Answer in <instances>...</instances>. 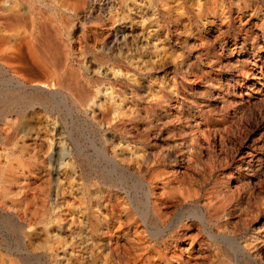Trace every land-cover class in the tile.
Here are the masks:
<instances>
[{"label":"rangeland","instance_id":"374dc122","mask_svg":"<svg viewBox=\"0 0 264 264\" xmlns=\"http://www.w3.org/2000/svg\"><path fill=\"white\" fill-rule=\"evenodd\" d=\"M80 1L0 0V47L46 41L91 88L56 124L29 105L37 199L8 245L29 264H264V0Z\"/></svg>","mask_w":264,"mask_h":264},{"label":"bare ground","instance_id":"6f19581e","mask_svg":"<svg viewBox=\"0 0 264 264\" xmlns=\"http://www.w3.org/2000/svg\"><path fill=\"white\" fill-rule=\"evenodd\" d=\"M80 3L82 5H86L87 0H81ZM6 12L11 13V10H7ZM1 13H5V12L0 11V14ZM12 16L14 17V19H16V21H20L19 18L21 17L18 15V12H12ZM1 19L2 18L0 17V20ZM26 45L30 50L29 59L25 58L23 49H22V44H20V42L14 43V44L8 42V43H5L3 47H0V53L3 51L8 52V54L5 57H3L2 60L8 64V66L11 68V70H13V73H14V74H11L10 71L7 70V73L9 72L10 75L6 77H2L0 75L1 76L0 77V149L2 150V152H0V236L1 238H3V241L2 242L0 241V264H18L19 262L18 259H21L22 264H29L27 262L28 257H32V256L34 257V255H37V257H40V254L39 255L35 254L31 252L30 250L26 249L24 246L22 248L19 246L11 248L8 245V236L12 232V226H13V223L11 224V218L14 216L12 212L15 213L16 217L18 218L20 217L21 222H23L21 225H23L24 227L25 223L32 221V219L28 221V219L25 217V213L28 210L30 211L31 207L35 204L36 199H37V197H33L29 195V188L32 187V183L29 178L32 174L35 173L36 169L41 167L40 165H37L35 160H33L32 158L28 156V152L30 151V146L27 144V138H28V135H30L32 132L35 133L36 131L34 121L32 119H29L28 114H27L28 108L30 107L29 105L38 104L44 107V109L49 113L48 117H53V119L55 120V124H56L59 119L56 115L60 116L59 113L61 112L60 108L62 105L66 108L65 110L67 111V114L66 113L65 114L68 116H72L75 110H78L79 112L87 115L88 108L91 102V88H90L89 80L85 78L86 76L81 71L77 70V73H76L75 69L73 68L69 69L67 61H65V64L63 66H60L62 64H60V61L58 60V57L56 55L58 53L56 47L49 45V43H46V41L45 42L41 41L37 43V42H34L33 40H29L26 43ZM38 67L45 71L46 74H45V77L43 76L44 79L34 78L36 77L34 75L35 74L34 71ZM68 71H70L71 73L70 76L67 74ZM64 119L66 120V118ZM40 131L41 130H39L33 137L35 141L41 137L42 132ZM59 134L60 132H56V134L52 133L49 135V138L53 142L54 141L56 142V137ZM34 150H36L35 151L36 153L39 151V149H36V148ZM68 155L69 154L65 152L64 147L61 146L59 142L55 143V150H53L51 153V157H50L51 163H49V164H52L51 165L52 170L47 172V176L50 181L53 178L54 172L56 174L60 170L59 161L63 158H66ZM3 156L7 160V163L5 164L2 163ZM148 192H150V190H148ZM171 192L173 193V191ZM147 195H151V193L150 194L148 193ZM31 218H34V217H31ZM57 218L59 219V217ZM20 220H17V221H20ZM21 230H23V234H22L23 236L19 238L23 239V241L25 242V245L31 244V240H32L30 237L31 232L27 233V231H24V229L22 228ZM40 262L42 263V261ZM36 264H39V263H36ZM53 264H55V262Z\"/></svg>","mask_w":264,"mask_h":264}]
</instances>
